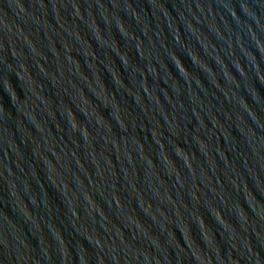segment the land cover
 Masks as SVG:
<instances>
[{
    "label": "water",
    "instance_id": "95a60500",
    "mask_svg": "<svg viewBox=\"0 0 264 264\" xmlns=\"http://www.w3.org/2000/svg\"><path fill=\"white\" fill-rule=\"evenodd\" d=\"M0 264H264V0H0Z\"/></svg>",
    "mask_w": 264,
    "mask_h": 264
}]
</instances>
